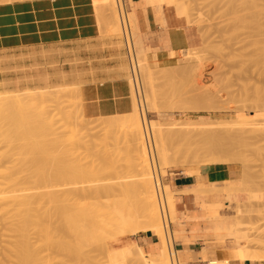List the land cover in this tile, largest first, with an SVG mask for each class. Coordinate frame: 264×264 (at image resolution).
Here are the masks:
<instances>
[{"label": "rangeland", "instance_id": "1", "mask_svg": "<svg viewBox=\"0 0 264 264\" xmlns=\"http://www.w3.org/2000/svg\"><path fill=\"white\" fill-rule=\"evenodd\" d=\"M178 1L188 3L187 7L189 6L188 8L192 9V11L191 9H188L189 11H191V13L188 11L189 16L181 18L180 21L182 22V24H184V26H187L188 28L192 29L193 34L195 36V42L193 46L185 54L171 53L172 55L169 56L170 58L160 55V53L156 50L150 49L147 53H148V62L151 63L152 69L155 72L157 71V75L159 74L157 76V78L159 79V80L157 79L158 90L159 91L161 90L160 93H163L162 91L164 92L166 91L169 94V91H167L169 89L171 91L170 95H172L173 97L172 99L173 103L178 97V96L174 97V93H177L178 91L179 93L178 98H180V100L178 99L177 101H175V104H177L178 108H180V111H177L178 108L175 109L176 107L175 104H172L173 107L170 105L173 108L171 110L169 103L170 102L172 103V101L169 100V103L166 102L167 107H170V108L166 107L167 110H165L166 108L163 107L165 103H163V105H159L164 110L162 111L163 115L157 113H151V112L146 114L144 108H143L144 109L143 112H145V115H147V117L150 120L159 121L163 124H167L170 127L175 126L176 123H183V124L196 123L195 126L205 125L209 129H215L218 132L222 133L221 136L223 138L235 144L236 151L234 150V152H238L239 154L238 153L235 154L232 152L233 153L231 154L232 156L229 153L230 157L226 154L227 157L229 158L233 156L235 157V155H237V159H235L236 157L234 158L235 160L231 159L233 162L232 163L227 162L228 164H225L226 161H224L225 163L223 162L217 164L200 163L199 166L196 162H194V164L186 163V165L185 163L184 164L181 163L178 165L179 167L177 168L162 169L160 176L156 166L155 168L156 175L158 176L159 184L161 185L162 183L166 191H168L167 187L171 185L172 191L175 194H180L179 191L173 188V184H171V177L173 174L175 173L188 174L189 171L190 174H193L192 173L193 171L194 174H197V172L201 167L213 166V165H223L229 167L233 171L232 179L230 183L234 184V187L231 186L230 188H225L226 184L220 183V185L217 187V189L220 190L212 191V193H221L225 195V199L227 200L226 201L227 203L222 202L218 204L215 207L217 212L215 215H213V217H207L205 219H202V221H205L206 226L214 230L210 237L207 236L206 228H205L206 226L205 225L201 226L200 228L202 234L197 238V240H200V242L203 243L204 245L210 246V249L213 252L218 249H224V253H223L224 255L221 256H224L227 260L231 258L232 252L239 253L244 260L250 258H257V259L260 258L258 260H264V133L259 135H248V131L250 128L264 129V0H216V1L215 0H178ZM93 2L97 10H99L98 15L100 21L101 34L97 42L92 44L79 45L76 47H68V48L61 47L57 49L51 48V49L32 50L25 53H20L19 55L0 57V99L3 100L5 97L9 98L11 95H12L11 98L23 97L22 95L24 94L27 96L29 95L31 96V94L32 96L33 95L38 96V94L39 93L41 94V92L42 94L43 92L44 93L48 92L49 94L48 93L47 94L50 96L48 97V95H46L48 98L47 97L44 98L45 95L43 96L42 94L39 95V96H43L42 98L44 99L42 100L41 97H37L36 99L33 97L34 98L33 99L31 96V98L34 101L33 102L31 101L30 97H27L26 99L25 96L23 102L25 101L28 103L31 101L32 102L31 104L34 103V105L30 107L36 109L37 110V111L35 110L36 112H39V109L43 108L40 106H44V108H46L44 111L49 110V114L51 113L50 115L54 116V118L59 120L61 123H63V121L66 120V116L68 115L69 111L71 112L72 111L71 109H74L72 113L74 114V116L75 115L76 116L75 117L72 116L71 113H69V115L71 114V118H73L72 120H74L75 118L76 120H78V118H80L77 122H75L76 120H74L73 123L77 125L76 129L80 127L79 128L80 132H78L80 133L79 134L80 137L82 136L81 137L82 139L84 137L88 139L86 149L88 150L89 149L88 146L89 147L91 146V148L88 151H92L90 153L86 152L84 150L85 147L83 146V144H81L82 146L80 145L76 146L75 158L80 159L83 156L82 157L83 163L85 161L86 163L90 162V164L94 165L96 163L95 165H98L99 162L103 161L100 159L103 158L100 157L99 159V157L97 156L99 155V153L97 154L96 152L103 151V153L100 154L104 156V153H107L109 157L105 154L104 159L105 157L108 158L106 159V161H104L103 164L101 163L100 165H98V168L101 165L105 166L106 164L105 162H107L108 160L109 163L107 162V164H111V168H112V169L110 168L111 169L110 174L112 173L111 175L114 176L116 175L115 174L116 172L115 169L112 167L113 164L110 163V161L112 162L113 160V163H115V158L117 157V155L120 156H118L117 157L118 159L116 160H119V157L121 156L122 159L124 156L121 152H119V150H116L117 141L115 139V136L105 137L106 134L104 132L106 130H112L115 133V130H117L116 127L118 126L117 125L111 126V120L112 122L113 120L117 121V119L119 120L118 116L123 117V115L111 116L106 118L89 117L85 111V101L83 99L82 89L88 83V78L93 77L98 73H103L104 75H107L108 78L123 77L128 79L127 77L129 76V72L127 71L129 70L128 68L130 67V56L132 57V55H129L128 47L126 45L127 44L126 38H128L130 44L131 36H132L136 51L138 53L141 50L140 43H142V46H144L145 48L147 47L145 44H143L141 38L142 35L139 34V28H137L134 22L132 21V15H129L130 27H128L129 33L128 30L126 31L127 36L123 31L121 23H119V25L121 24L120 33L116 34L117 31L114 30L116 27L115 28L113 27L115 26V24H117L116 21L120 20L119 19L120 16H118V20H115L116 17H114L115 15L112 14L111 7L108 8L109 4L107 6L106 0H93ZM157 2L160 5H166L172 7L173 10L177 11L178 5L175 0H157ZM163 3H168V4H163ZM99 4L102 5L101 6V8L103 7L102 9H100ZM103 4L105 5V7ZM120 4L124 14L123 15L124 22L127 23L126 20L127 15H125V12L129 14L131 10H133V5L128 0H121ZM192 5L193 7H191ZM100 10L102 12H100ZM200 15L201 17L199 18ZM111 16L112 18L114 17L113 18L114 23H113V19L110 18ZM111 31L115 33H112ZM193 51L194 53L195 51L197 53L193 55L191 54L192 56L189 55L190 53H193ZM188 55L191 57H195V56L202 57L204 55L202 59H204V57L207 58L205 59L208 61V63L206 64L207 69H205L206 78L204 84H206V87L207 86L208 88L210 87L211 88L210 90H213L212 87L214 88L215 86L214 89L216 90L217 88V90L219 91V96H220L219 98H214L209 101L205 100L204 102L193 100L191 99V97H189L190 100L187 99L189 96L188 94L191 90V85L188 84L190 83L189 77H187L186 74L184 73L182 75V71L181 73L180 72L178 73L177 71L184 64L181 63V61L185 59L186 56ZM59 60H62V63H59ZM169 60L175 61L176 62L175 65H170L166 63ZM156 63L159 64V68H162L165 71L159 70L158 67H156L155 65ZM126 66L128 67L127 69ZM174 67H176L175 70L173 69ZM125 74H127L128 76L126 77ZM159 85H163L164 87ZM168 85H170V88ZM162 87L168 89L164 90ZM172 88H174V90L176 89L175 90L176 92ZM184 89L189 91L187 92ZM173 91L174 93H172ZM181 91L182 93L183 92L185 93L182 94ZM185 94H187V98ZM160 95H162L163 98L166 96V95L164 96V93ZM170 95L167 96L169 97ZM181 95H185V97ZM28 98L30 99V101H28ZM174 98L176 99L174 100ZM52 99L53 101L58 100V102L55 101L53 103ZM164 99L163 101L165 102L166 99L165 100ZM182 99L183 101L187 99L188 102L186 101L187 104L185 102L186 105L183 103ZM44 100L47 102L48 104L47 106ZM23 102L22 103L19 102V106L17 105L18 106L17 108L15 106L16 110H14L15 109L14 105H16L18 101L15 103L14 102L10 103V104L14 103V105L10 107V109L13 108V110L11 109V112L8 105L6 106L0 104V109H1L0 123L2 124L6 123L5 122L6 119L5 120L2 119L4 116L2 115L3 110L6 113L9 112V113L17 114V112L20 111L21 109L18 108L21 107V104H23ZM35 102L38 103L36 104ZM60 103L61 105H59ZM35 104L39 107L38 109L36 108L37 106ZM24 105L25 104H23V106ZM29 105L26 104L25 106L29 108ZM25 106L22 109L23 112L27 111L24 109ZM60 106L62 108V110L60 111L61 113L58 112L61 109ZM5 107L7 108V110ZM27 107L26 109H28ZM181 107L183 108L182 110ZM65 108L67 111L65 110ZM64 110L68 113L66 112L64 113L63 112ZM45 113H48V111ZM49 114L48 116H50ZM62 115L64 116L66 115L64 119H62L63 118ZM68 118L67 120H69ZM57 120L54 121L56 124L55 127H59L60 124L59 121ZM103 126L105 127V129L107 126L108 127L106 130H104ZM112 127H114L115 129ZM112 131H110L109 133H113ZM101 134L104 135L101 136ZM121 134L122 133H119L120 136ZM66 136H67L65 137L66 140L69 136H70L69 138H71V135L69 133H67ZM92 136L93 138L95 137L94 138L95 140L92 138ZM100 136L102 138L97 139ZM104 137L107 140H105ZM109 138L111 139L109 140ZM113 139L115 140L112 141ZM173 139L174 140L172 143L176 144L178 139H182V136H175L173 137ZM97 140L100 141L97 142ZM93 141H95V143ZM149 141H150V149L154 156L153 142L150 138ZM67 142H64L63 144H61V146L59 145L56 148L59 150L61 148H62L61 150H66L67 147L68 148L71 147L70 144H67ZM65 143L69 146H67ZM98 143H100L101 145ZM93 145H95L94 146L95 149ZM99 146L102 147L100 148ZM43 147H45V149ZM121 147H125V145H123L122 143ZM42 148L43 149L39 147V150L38 148L36 149L39 152L38 155L44 154V150L46 152L47 149H49L46 146H42ZM78 148L83 149V150L80 149L81 151H83V153L80 152L81 156L79 155ZM237 150H239L240 152ZM111 151H113L114 153L116 151L119 152V153L117 152L118 154L116 153V155H114V153L112 154L114 155V157H111V159L113 158L112 160H110V155L112 153ZM35 153L37 154L36 151ZM35 153H31V154H35ZM84 153H85V157L83 155ZM86 153L90 154L91 156H89ZM94 155H96V157L99 159V160L97 159L96 162H95L96 157ZM238 155H240V157ZM30 156H29V160L27 158V162L30 161L34 165L38 166L36 160L37 157H34L35 155H33V157ZM241 156H243L244 159ZM32 158L34 162L31 161ZM42 159L43 161H45L43 167L41 168L35 167L34 170L33 169L34 167L32 168V166H30L32 164H27V166L29 165L31 168L29 170L27 169L29 168V166L26 167L28 172H26L25 169L26 174L23 173L24 175H26V177L28 176L27 178L25 177L27 180L24 181V184L27 185V187L24 185L25 189L27 188L26 189L27 194H32V192L33 193L41 192L42 190L43 191L41 193L46 194L48 192L47 194H51L55 190V192L52 193L54 194L61 190L68 189L69 187H66L68 184H70L68 180H71V182H73L78 179L75 177L76 179L74 180L73 179L74 176L70 174L69 177L66 178L67 176L65 177V175L62 174L63 173L62 171L56 169H55L56 171L53 170L56 164H61L63 162L69 163L68 160L65 161L59 156L57 158H52L53 160L50 163L53 164L51 165L52 166L51 167L49 166L50 163L48 161L50 160V158L47 159L46 156H42L41 160ZM240 159H242L243 161ZM47 162L49 163L48 166H47ZM40 163L41 162H39V164ZM245 163L248 165V167L246 166ZM93 165L92 167L90 166L91 169L93 168ZM102 166L100 167V169L102 168ZM104 166L102 168L104 169V171L103 170L101 171L103 173H106L105 170H107L110 166L106 165V168L108 167L107 169ZM244 166L247 167V169ZM50 167L53 170V172H51L52 171L51 169H48ZM44 168L46 172H44ZM94 168L98 169L96 166ZM48 170L50 171L48 172ZM29 171L30 174L33 173L36 174L30 175ZM90 171H92V174L95 175L93 176L94 180L95 178L101 176L98 175L101 172L100 170L94 169V172L100 171L97 174H95L96 172L93 173V170ZM125 171L124 174L122 172L124 176L126 175L131 176L132 173L131 171L128 172L127 170ZM37 172L38 174L40 173L39 176H37L38 175ZM47 172L49 174H47ZM74 173L75 172H72V174ZM103 173L101 174L103 175ZM92 174L85 175V178H83L82 176V179H78V180L79 181L80 180L83 181L84 179L86 180L88 179L87 178L88 176L89 179L91 180ZM56 175L60 177V179L57 178L58 183L55 182L57 181ZM105 175L107 176L109 175L108 171L103 176ZM35 176L37 178H35ZM32 177L36 180L32 179ZM52 177L55 178L53 179ZM28 178L31 180L29 181ZM65 178L67 180V185H65L66 184ZM37 181L38 183L36 184ZM26 182L29 184H32L31 182H33L35 184L28 185ZM52 182H55V184H53ZM39 183H41V186H43L46 189L37 191V189L43 188L41 186H39L38 188V185H40ZM49 183L51 184L49 185ZM235 188L236 191L234 190ZM227 189L229 191L231 189L232 190L231 192H229ZM160 191L162 193V189ZM76 208L78 209L77 211H79L78 212L79 214L81 213V211H83L81 213L82 214L81 216L84 217H86V215L87 217H89V215L91 216L93 215L92 213H95V207L89 201L80 203L79 206L76 205ZM205 213L206 211L204 210L202 213H191L190 216L192 218H198V217H202ZM208 215H210V212L208 213ZM170 218L172 221L175 220L176 218L175 212L170 213ZM186 221H188V217L186 218L182 217L180 218V220H179V216L177 217V222L181 223L179 225L180 228L181 226L185 225ZM1 226L2 225L0 224L1 230H4L2 229L3 227ZM190 228L191 227L189 225L187 228L188 230L187 232L191 238L192 233L190 232ZM173 229L175 230V227H173ZM1 230H0V245L2 246V248L0 246V261H3L4 259L3 252L6 247L4 244H7L8 240L4 242L5 240L3 236L6 238L7 236H5L6 234L5 235L2 234L4 231L1 232ZM31 230L32 233L30 232V236L32 237L33 241H35V239L36 240L38 239V234L36 233L37 231L34 229ZM102 233L104 232H101L100 235H102ZM106 234L109 236H107ZM110 235L112 234L105 232L103 234V237L110 238L111 237ZM142 235L144 234L143 233L137 235L131 234L126 238H114V236L112 235L111 239L109 240L107 239L106 242L102 237L103 243L105 242V244L102 243V246L99 247V249H95V252H98L99 250L102 249L103 252L101 251L99 252H101V254L102 253L104 254L102 256L100 253L98 254L92 253V254H94L93 255L94 258H98V255L101 256V258H98L99 261H101L102 264H106L107 259H105V256L107 258V254L105 253L106 252L105 249H109L110 251L113 252L114 255V258L111 261L112 264H121L122 259L121 257H119L120 255L118 248L129 245L130 243H137L138 245L143 247L140 244V238ZM2 239L4 241H2ZM156 241L157 242L159 241L158 237H156ZM178 244L179 242L174 244V249H177ZM178 247L179 249H182V246L178 245ZM1 249H3V252ZM144 250L146 254H148L147 253L148 249L144 248ZM219 258L220 256L217 259H213L212 261H216V260L219 261L220 260ZM175 259L178 260L179 264H181L178 258V254L175 255ZM95 260L96 259H94L93 261ZM53 261L54 262H52V264L53 263L72 264L69 263L68 261L64 263V261L61 258H57ZM101 262L98 263L101 264ZM94 263L95 262L91 264Z\"/></svg>", "mask_w": 264, "mask_h": 264}, {"label": "bare ground", "instance_id": "2", "mask_svg": "<svg viewBox=\"0 0 264 264\" xmlns=\"http://www.w3.org/2000/svg\"><path fill=\"white\" fill-rule=\"evenodd\" d=\"M0 1H8V3H11L9 1H13V0H0ZM106 1H107V6L109 4L108 8L111 7L112 14L115 15L114 17H116L115 20H118V16H120L119 17L120 20L116 21L117 24H115V26L113 24L114 26L113 28L116 27L114 29L117 31L116 34L120 33L121 24L123 31L126 34L128 27H130V20H129L130 14L125 12V15H127L126 17L127 23H125L123 19L124 18L123 10L120 4L121 0H106ZM175 1L177 2L178 5L177 11L179 13V16L180 17L189 16V12L191 13L192 9L188 8L189 6L187 7L188 3L180 2L178 0ZM101 6L102 5L99 4L100 9L103 8V7L101 8ZM191 7H193V5ZM188 9H191V11H189ZM100 12L102 11L100 10ZM200 17L201 15L199 16V18ZM110 18H112V16ZM113 23H114V19H113ZM119 23L121 24L119 25ZM113 31L111 32L115 33ZM126 39H127L126 45L128 47L129 55H132V57L130 56V67L128 68L126 66V69L127 68L129 69L128 71L126 70L127 72H129V76L127 74H125V76L126 77L128 76L127 80H129L132 89L134 108L131 113L123 115V117L121 116L122 118L118 116L119 120L117 119L118 122L113 120L114 124L110 119L111 126L114 125L118 126L116 127L117 130H115V133L112 130H106L109 124L106 127V129L103 126L104 130H106L104 132L106 134L105 137L115 136V139L117 141V142L115 141L117 144L116 150H119V152H121L124 156L122 159L121 156L119 157V160H116L118 159L117 157L120 156L117 155V157L115 158V163H113L112 160L113 158L111 159V157H114V155H116L118 151H116L115 153L111 151L112 152L111 155L114 153V155L112 156L110 155V160H112V162L110 161V163H112L113 165L115 164L114 166L112 165V167L115 169L116 172L115 173L116 175L114 176L111 175L112 173L110 174L111 172L110 170L112 168H111V164H107V162L109 163L108 160L107 162H105L106 163L105 166L103 165L105 168L106 165L110 166L109 168L107 167L109 170L107 168H106L107 170H105L106 173L108 171L109 174L108 176L107 175L103 176L106 173H103L101 171V170L104 171V169H102L103 168L102 165H101L102 166L101 169H100L101 166H99L98 168V165H100L101 163L103 164L104 161H106V159L109 156L107 153H104V156L105 154L108 156L107 158L105 157L104 159V156L101 155L103 151L100 152L97 148L96 149L99 152L96 153L97 154L99 153L100 155L97 156L99 157V159L100 157L103 158L100 159L103 160L102 162L99 163L97 162L98 165H95L96 163L94 164L98 169L94 168L95 166L93 164H90V162L86 163L84 161L85 164L83 163L82 160L83 156L80 158L81 156L80 152L83 153V151H81L80 149H82L83 147L80 149L78 148L80 159L75 158L76 146L79 145L82 146L81 144H83V146L85 147L84 150L86 152L90 153L92 151H88L91 148V146L90 147L88 146L89 148L88 150L86 149L88 139H86V137L83 136L85 138V139L83 138L84 139L83 140L81 138L82 136L80 137L79 135L80 133H78L80 132L79 129L80 127L78 126L79 128L76 129L77 125L73 123L74 120H76V118L74 120H72L73 118H71V114L72 116H74V114L72 113L74 109H71L72 110L71 112L69 111V113H71L69 115V113L66 112L67 110L65 108L66 111L64 110L63 112L68 113L67 116L70 117L71 119L65 115L66 120H64L63 123H61L59 120L55 119L54 116H51L50 115L51 113L49 114V110L44 111L46 109L44 108V106H40L43 108H40L39 112H36L37 111L36 109L30 107L34 105V103L31 104L32 103L31 101H33L34 98L36 99L37 97H41L42 100L45 97H47L46 95L49 94L48 92L46 93L43 92V94L41 92L43 96L45 95L44 98H42L43 96H39L41 95L39 93L38 96L36 95L32 96L31 94L32 98L34 97L33 99L29 94H28L29 96L24 94L22 95L23 97H19V98L16 97L11 98L12 96L11 95L9 98L5 97L3 100L0 99L1 100L0 104L6 106L8 105L9 109L10 107H12V105H14L15 102L18 101V103L14 105V108L15 106L17 108L19 106V102L21 103L23 102L25 96L26 99L27 97H30L31 99L30 101V99L28 98V101H30L28 103L25 101H24L25 103L23 102V104L25 105L30 104L29 108L24 105L25 106L24 109L27 110V111L24 110L25 112L22 111L24 107L23 104H21V107L18 108L21 109L20 111H18L19 113L17 112V114H13L9 112L6 113L4 112V110L2 111V115H4L2 119L4 120L6 119L7 121L5 120V122L8 123L7 124L4 123L6 125L0 123V222H1L0 224L2 225L1 227H3L2 229H4L1 230L0 228V230L1 232L4 231L2 234L4 235L6 234L5 236H7V238L9 239L3 236L5 241L3 239L2 241L6 242V240H8V242L7 244H4L3 242V244L6 247L4 249V252L3 249H1L4 254L3 255L4 259L3 261H0V264H52V262H54L53 260L57 258H61L64 261V263L68 261L69 263L72 264H84V263L91 264L93 262H95L94 264H96L98 262H101L99 261L98 258H101V256L104 253L101 254V252H103L101 248H100L101 250H99L101 252H99L98 250H96L98 252H95V249H99V247L102 246L103 243L102 239L104 238L103 234L105 232L112 234L114 238H126L131 234L137 235L141 233L143 234L152 233L159 238V241L157 243L158 252H153L151 254H146L144 250L141 248V246H139L137 243H130L129 245L118 248L120 255L119 257H121L122 259L121 264H179L178 260L175 259V255H177V252L174 249L173 233L171 231L172 220L170 218V213L175 212L174 197L170 191V187H167L168 191H166L162 183L161 185L159 184L158 176L156 175V171H155L156 166L160 176L162 169L177 168L179 167L178 165L181 163L182 164L185 163L186 165V163L194 164V162H196L198 166L200 163L217 164V163H223L224 161H226V163L224 162L225 164L232 163L233 161L231 159L233 160L237 159V155L235 154L238 152H234L235 144L223 138L221 136L222 133L218 132L215 129H209L205 125L195 126L196 123L195 124L176 123L175 126L170 127L167 124H163L159 121L150 120L147 117V115H145V112L146 114L151 112V113H157L163 115L162 111L164 110L159 105H163V103H165L163 107L166 108L167 103H169V100L172 101L173 97L172 95H170L171 91L168 88H163L164 87L163 85H159V86H163L162 88L164 90L168 89L167 91H169V94L166 91L165 92L162 91L164 93V96L166 95L164 98L167 101L163 98L162 95H160L163 93H160L161 90L159 91L157 86V79H158L157 76L159 74L157 75V71L155 72L152 69L151 63L148 62V53H147L148 50L145 51L143 46L140 44L141 50L138 53L136 51L132 36H131L130 44L128 38ZM186 52L187 51H181L180 53L185 54ZM195 53L197 52L195 51ZM195 53L193 51V53H190L189 55L191 54L193 55ZM189 55L186 56V58L181 61V63L184 64L177 71L178 73L179 72L181 73L182 71V75L184 73L186 74L187 77H189L190 83L188 84L191 85V90L188 94L189 95L188 98H187V94H185L186 98L190 100L189 97H191V99L193 100H198L203 102L205 100L209 101L214 98H219L220 97L219 91L217 90V88L216 90L214 89L215 86L214 88L212 87L213 90H210L211 88L210 87L208 88V86L206 87V84H204L206 78L205 69H207L206 64L208 63V61L205 59L207 58L204 57V59H202L204 55L202 57L201 56L191 57L192 55L191 56ZM175 63L176 62L173 60L171 61L169 60L168 62V64L170 65H175ZM155 65L156 67H158L159 70L165 71L164 69L159 68L158 63H156ZM175 68L176 67H174L173 69L175 70ZM168 86L170 88V85ZM172 89L174 90V88ZM186 89L184 90L187 91ZM174 91L172 93H174ZM167 95H170L171 97L170 96L168 97ZM185 95H181V96L185 97ZM175 96L179 97L178 91L177 93H174V97ZM48 97L50 96L48 95ZM178 97L177 99L174 98V100L175 99H176L175 101H177L178 99L180 100V98ZM163 99L165 100V102L163 101ZM187 99H185V101H183L182 99L184 104L187 101ZM55 101H53V103ZM175 101L174 103L173 101L172 103L170 102L169 106L175 104ZM12 102L14 103L10 104ZM56 102H58V100ZM47 105L48 104L46 102V106ZM59 105H61V103ZM175 105H176L175 109L178 108L177 104ZM26 107L28 109H26ZM172 107L170 108L171 110L173 109ZM182 107L181 110L183 109ZM16 108L14 110H16ZM36 108L38 109L39 107L37 106ZM143 108L145 109V112H143L144 111ZM167 108L165 110H167ZM11 109L13 110V108ZM61 110L62 108L58 112H60ZM47 111L48 113H45ZM177 111H180V108H178ZM48 114L50 116H48ZM62 116H63L62 119H64L65 116L64 115ZM67 118L69 120H67ZM54 119L59 121L60 123L59 127H55L56 124L54 122L55 121ZM79 119L80 118H78V120ZM78 120H76L75 122H77ZM115 122L118 124H116ZM110 131H112L113 133H109ZM67 133L71 135V138H69L70 137L69 136L66 140L65 137H67L66 136ZM119 133H122L121 136L119 135ZM262 133H264V129L250 128L248 131V135H259ZM103 135L101 134V136ZM101 136L98 137L97 139H101L102 138ZM175 136H182V139H178L177 143L173 144L172 143L174 140L173 137ZM111 138H109V140ZM149 138L153 142L154 156L150 149ZM115 139H113L112 141H114ZM105 140L107 139L105 138ZM98 141L100 140H97V142ZM64 142L70 144L71 147L69 148L67 147L66 150H61L62 148L59 150L56 148L59 145L61 146V144H63ZM93 142L95 143V141ZM122 143L123 145H125V147H121ZM42 146H46L47 148H49L47 149L46 152L44 150V154H41L42 156H46L47 159L50 158V160H48L49 163L53 160L52 158H57L58 156L65 161L68 160L69 163L66 162L67 164L63 162L61 164H56L55 168L53 167L54 168L53 170L56 169L62 171L63 172L62 174H64L65 177L67 176L66 178H68L70 174L74 176L73 178L74 180L76 178L82 179V176L83 178H85V175L92 174V171L90 170H93V173L96 172L95 174L101 171L100 174H98L101 176L95 178V180L93 177L95 176L94 174H92L91 180L89 179V176L87 177L89 180L84 179L85 181L84 180L79 181L77 179L78 181L76 180L71 182V180H68V182L70 183L68 185H67V180L65 178L66 180L65 185H67L66 187L69 188L61 190L54 194L52 193L55 192V190L51 194H47L48 192L46 194L41 193L43 191L42 189H46V188L41 186V183H39L40 185H38V188L39 186L43 188L37 189V191L42 190L41 192L34 191L36 193L32 192V194H27L26 193L27 188L25 189V186L27 187V185L24 184V181L27 180L26 178L28 176L26 177V175H24L23 173L26 174V172H28L27 169L30 170L31 168L30 166H32V168L34 167L33 168L34 170L35 167L37 168L43 167V164L45 162L43 161L44 158L41 160L42 156L38 155L39 152L36 150L37 148L39 150V147H41V149L43 148L45 149V147L42 148ZM94 146L95 145H93V147ZM35 151L37 152V154L35 153ZM232 152L235 153L234 155L236 158L234 156L229 158L230 157L229 153L231 155L233 154ZM31 153H35V154H31ZM226 154L229 157H227ZM30 155L32 157L33 155H35L34 157H37L36 160L38 166L34 165L30 161H29L30 163L27 162V158L29 160ZM83 155L85 157V153ZM88 155L91 156L90 154ZM94 156L96 157V155ZM238 156L240 157V155ZM97 159H98L97 157L96 160L94 159L95 162L97 161ZM31 161L34 162L33 158ZM39 162H41L40 164L42 165H40ZM49 163L47 162V166ZM27 164H32V165L30 166L28 165L29 168L26 169V167H28ZM52 164L53 163H50L49 166H51ZM92 165L93 168L91 169ZM246 166L248 167L247 164ZM51 167L48 169H51ZM247 167L245 168L247 169ZM94 169L100 171L94 172ZM53 170L51 172H53ZM125 170H127V172L128 171L132 172L131 176L129 175L130 177L127 175L126 176L123 175ZM49 171L50 170H48V172ZM44 172H46L45 168H44ZM48 172L47 174H49ZM72 172L75 173L72 174ZM101 173H103V175ZM192 173L194 175V171ZM35 174L33 173L30 175H35ZM39 174L37 176H39ZM188 174L190 175V171ZM56 176H57L56 179L57 178L60 179L58 175ZM35 178L37 177L35 176ZM52 178L54 179L55 177ZM32 179L34 178L32 177ZM58 179L55 182L58 183ZM30 180L31 179H29V181ZM55 182L52 183L55 184ZM201 182L203 181L201 180ZM31 183L35 184L33 182ZM37 183L38 181L36 182V184ZM27 184L32 185L29 183ZM50 184L51 183H49V185ZM161 189H162V193L160 191ZM231 190L228 191L231 192ZM234 190L236 191V188ZM87 201L93 204V206L95 207V213H92L93 215L91 216L89 215V217H87V215L86 217H84L81 216L82 215L81 213L83 211L80 210L81 213L80 214L78 213L79 211H77L78 209L76 208V205L79 206L80 203ZM88 224L91 226H89ZM31 229L37 231L35 232L38 234V239L37 240L35 239V241H33L32 237L30 236V232L32 233ZM101 232L104 233L100 235ZM112 235L110 236L112 237ZM111 237L110 238L105 237L104 241L106 242V240L111 239ZM105 242L103 244H105ZM105 250L106 252L105 251L104 252L107 254V258L105 256V259H107L106 264H112L111 261L114 258L113 252L110 251L109 249H105ZM92 253L95 254L100 253L101 256L98 255V258H94L93 256L94 254ZM94 259L96 260L93 261Z\"/></svg>", "mask_w": 264, "mask_h": 264}, {"label": "crops", "instance_id": "3", "mask_svg": "<svg viewBox=\"0 0 264 264\" xmlns=\"http://www.w3.org/2000/svg\"><path fill=\"white\" fill-rule=\"evenodd\" d=\"M128 1L133 5L129 14L132 15L135 26L139 28L143 44L147 47L143 46L145 51L156 50L160 55L170 58V53L188 51L193 46L195 36L192 29L182 24L180 19L184 17H180L172 7L160 5L157 0ZM9 2L11 3L0 1V57L39 49L92 44L100 37L99 15L93 0ZM59 63H62V60H59ZM82 95L89 117L126 115L134 108L130 83L123 77L108 78L107 75L98 73L88 78ZM232 174L233 171L229 167L213 165L201 167L194 175H172L171 184L180 194H175L169 185L174 197L176 215L171 223V231L173 243L179 242L178 245L182 246V249H179L177 245L175 249L181 264H264V260H258L260 258L244 260L237 252H232L231 258L227 260L221 256L224 255V249L213 252L210 246L197 240L202 234L200 227L206 226L202 219L213 217L217 212L215 207L222 202L227 203L225 195L212 191L220 190L217 189L220 183L226 184L225 188L234 187V184L230 183ZM203 209L206 213L202 217L190 216L191 213H202ZM178 216L179 220L188 217V221L181 228V223L177 222ZM189 225L191 238L187 232ZM205 228L207 236L211 237L214 229L208 226ZM157 243L156 236L152 233H146L140 238V244L148 249V254L158 252ZM143 247L141 248L144 250ZM219 256V261H212Z\"/></svg>", "mask_w": 264, "mask_h": 264}]
</instances>
